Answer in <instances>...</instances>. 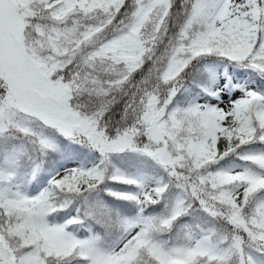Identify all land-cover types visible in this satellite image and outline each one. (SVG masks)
Listing matches in <instances>:
<instances>
[{
    "label": "snow or ice",
    "instance_id": "obj_1",
    "mask_svg": "<svg viewBox=\"0 0 264 264\" xmlns=\"http://www.w3.org/2000/svg\"><path fill=\"white\" fill-rule=\"evenodd\" d=\"M0 264H264V0H0Z\"/></svg>",
    "mask_w": 264,
    "mask_h": 264
}]
</instances>
